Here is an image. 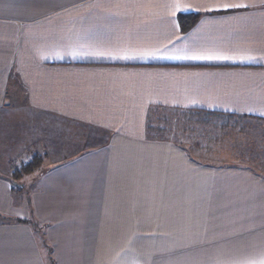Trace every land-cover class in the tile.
I'll return each mask as SVG.
<instances>
[{"label": "crops", "instance_id": "1", "mask_svg": "<svg viewBox=\"0 0 264 264\" xmlns=\"http://www.w3.org/2000/svg\"><path fill=\"white\" fill-rule=\"evenodd\" d=\"M0 176V264H258L264 0H0Z\"/></svg>", "mask_w": 264, "mask_h": 264}, {"label": "trees", "instance_id": "2", "mask_svg": "<svg viewBox=\"0 0 264 264\" xmlns=\"http://www.w3.org/2000/svg\"><path fill=\"white\" fill-rule=\"evenodd\" d=\"M198 17H195L192 21V24L193 22L197 21ZM199 114L201 115H196L194 117H197L199 118V120L201 121V123L207 126H212L214 125L213 123L216 121V119L214 120L215 117H213V115H208V114H204V113H200ZM214 116H221V115H214ZM223 117V116H222ZM192 117L190 118H187V121H189ZM211 118V119H210ZM219 122H221L220 120L216 121V123L219 124ZM224 123V121H222ZM153 132V131H151ZM43 162H42V158L40 156H34L33 159H31L30 161L26 162L25 164H22L21 166L18 167L17 169V173L18 175L20 176H25V175H29V174H33L34 172L38 171L41 166H42ZM2 177V176H0Z\"/></svg>", "mask_w": 264, "mask_h": 264}, {"label": "snow or ice", "instance_id": "3", "mask_svg": "<svg viewBox=\"0 0 264 264\" xmlns=\"http://www.w3.org/2000/svg\"><path fill=\"white\" fill-rule=\"evenodd\" d=\"M230 7H236V8H241V7H246L245 5H240V4H237V5H227L225 4L223 6V9L222 10H225L227 11ZM174 8H175V11L179 12V11H187L188 9L184 8L182 9L179 4H176L174 5ZM216 10H221V9H216ZM131 58H134V57H131V56H124L123 59H131ZM192 59H228V57H221V56H194V57H190ZM248 264H257L256 261H249ZM258 264H264V259H261Z\"/></svg>", "mask_w": 264, "mask_h": 264}, {"label": "rangeland", "instance_id": "4", "mask_svg": "<svg viewBox=\"0 0 264 264\" xmlns=\"http://www.w3.org/2000/svg\"><path fill=\"white\" fill-rule=\"evenodd\" d=\"M23 94H24V93H23ZM23 94H22V95H23ZM22 100H23V98H22ZM22 104H23V103H22ZM22 104H21V106H23ZM18 105L20 106V104H18ZM169 116H170V115H169ZM20 128L22 129L23 127L21 126ZM85 133H88L87 130H85ZM183 142H185V141H183ZM212 154H214V153L211 152V155H212ZM209 156H210V155H209ZM229 164H230V165H234V164H238V163H229ZM255 164H256V163H255ZM240 166H243V164L241 163Z\"/></svg>", "mask_w": 264, "mask_h": 264}]
</instances>
